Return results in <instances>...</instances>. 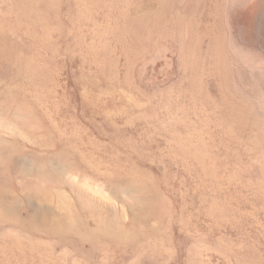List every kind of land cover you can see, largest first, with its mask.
I'll list each match as a JSON object with an SVG mask.
<instances>
[{
  "label": "rangeland",
  "instance_id": "1",
  "mask_svg": "<svg viewBox=\"0 0 264 264\" xmlns=\"http://www.w3.org/2000/svg\"><path fill=\"white\" fill-rule=\"evenodd\" d=\"M0 264H264V0H0Z\"/></svg>",
  "mask_w": 264,
  "mask_h": 264
}]
</instances>
